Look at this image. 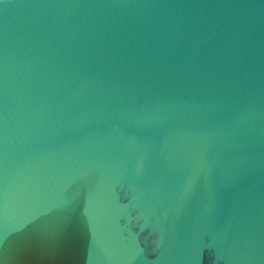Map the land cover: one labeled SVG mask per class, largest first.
Masks as SVG:
<instances>
[{"label":"water","instance_id":"obj_1","mask_svg":"<svg viewBox=\"0 0 264 264\" xmlns=\"http://www.w3.org/2000/svg\"><path fill=\"white\" fill-rule=\"evenodd\" d=\"M0 264H264V0H0Z\"/></svg>","mask_w":264,"mask_h":264}]
</instances>
